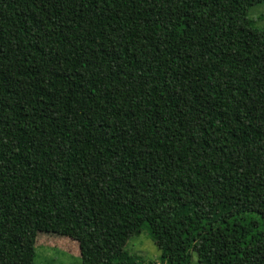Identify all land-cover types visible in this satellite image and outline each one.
<instances>
[{
    "label": "trees",
    "instance_id": "1",
    "mask_svg": "<svg viewBox=\"0 0 264 264\" xmlns=\"http://www.w3.org/2000/svg\"><path fill=\"white\" fill-rule=\"evenodd\" d=\"M261 2L0 0V264H264Z\"/></svg>",
    "mask_w": 264,
    "mask_h": 264
},
{
    "label": "rangeland",
    "instance_id": "2",
    "mask_svg": "<svg viewBox=\"0 0 264 264\" xmlns=\"http://www.w3.org/2000/svg\"><path fill=\"white\" fill-rule=\"evenodd\" d=\"M248 16L252 19L256 28L264 30V2L252 6L249 10ZM44 234V232L38 233L34 264H83V259L79 252V245L77 242L70 241L71 243L66 244L65 248L64 246L60 247L58 245L52 246L51 243L44 241ZM59 237H63V240L59 238L63 243L70 239L68 236ZM126 250L138 260L142 261L157 262L160 260L161 256L160 248L146 229L142 232L133 234L127 240ZM189 264H199L197 252H193Z\"/></svg>",
    "mask_w": 264,
    "mask_h": 264
}]
</instances>
